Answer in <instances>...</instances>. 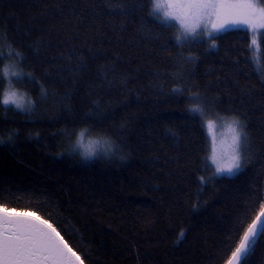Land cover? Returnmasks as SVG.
Listing matches in <instances>:
<instances>
[{"label": "trees", "instance_id": "trees-1", "mask_svg": "<svg viewBox=\"0 0 264 264\" xmlns=\"http://www.w3.org/2000/svg\"><path fill=\"white\" fill-rule=\"evenodd\" d=\"M152 12L150 0H0V101L9 84L32 100L0 103V208L48 219L84 264H226L264 208V37L258 58L243 29L178 42ZM231 117L247 141L228 177L205 124ZM84 129L118 149L82 158ZM241 264H264V235Z\"/></svg>", "mask_w": 264, "mask_h": 264}, {"label": "snow or ice", "instance_id": "snow-or-ice-1", "mask_svg": "<svg viewBox=\"0 0 264 264\" xmlns=\"http://www.w3.org/2000/svg\"><path fill=\"white\" fill-rule=\"evenodd\" d=\"M150 2L153 4L152 14L164 9L165 21L174 19L179 22L182 31L181 35L176 37L178 42L198 35L212 36L213 33L225 30L228 26L247 25L253 32L258 28H264V0H166L165 3L150 0ZM157 19L160 17L157 16ZM201 28L203 31H198ZM256 44L257 41L253 38L252 45ZM2 55L3 51L0 49V57ZM14 55L23 60V53L18 49ZM11 74L23 75L20 72ZM28 75L31 76L30 73ZM191 99L197 102L192 104L189 111L203 115L204 110L198 102L199 94H192ZM0 103L12 104L23 110L25 107H31L32 100L16 91H9L4 94ZM212 126L210 121L209 129ZM228 127L232 134L228 154L220 156L213 147L209 157L216 166L215 174L232 175L241 169L244 162L242 152L247 141L244 126L237 117H231L228 118ZM86 132L87 129H84L78 134L76 141L78 146H84L83 138ZM0 143H3V140H0ZM91 143L104 146L105 155L119 147L106 137ZM83 154L90 157L96 155L97 150L88 146ZM260 235H264V210H261L245 228L227 264H241L254 249ZM0 264H84V261L48 219L41 218L35 212H16L0 208Z\"/></svg>", "mask_w": 264, "mask_h": 264}, {"label": "rangeland", "instance_id": "rangeland-1", "mask_svg": "<svg viewBox=\"0 0 264 264\" xmlns=\"http://www.w3.org/2000/svg\"><path fill=\"white\" fill-rule=\"evenodd\" d=\"M161 3H165L166 0H160ZM163 11L164 9H161L159 12L155 13L156 16H159L160 19L164 20L163 19ZM165 21V20H164ZM166 22H171L173 24H175L178 28V31H179V35H181V27H180V24L178 21L174 20V19H169L167 20ZM230 29H243L245 30L246 32H248L250 38H251V44H252V40L253 38L256 39L257 41V44L256 45H252L251 46V51H252V54L255 58H258V53H259V42L260 40L264 37V35H262V33H264V28H258L255 32H253V30L251 28H249L247 25H235V26H228L225 30H222L220 32H217V33H213V35H216L218 33H221L223 31H226V30H230ZM198 31H203V29H198ZM197 37H210L206 34L204 35H198V36H193L191 38H197ZM13 71H11L12 73ZM10 72L8 73V78L9 80H11V78H13V75L11 74ZM9 91H15L13 89V87L11 86V84L8 85V88L5 90L4 94L6 92H9ZM18 93V92H17ZM4 94H3V97H4ZM20 94V93H18ZM2 97V99H3ZM9 106H12L14 108L15 105H12V104H9ZM28 107H25V109H27ZM18 109V108H16ZM23 109V110H25ZM18 110H21V109H18ZM21 110V111H23ZM212 128L209 129L208 127V123L205 124V127H206V131H207V135H208V138H209V144H210V152H209V157L211 156L212 154V150H213V147L216 148L217 150V153L218 155L220 156H226L229 152V146L231 144V137H232V134L229 130V127H228V122H218V123H212ZM79 134V133H78ZM78 134L75 136V140H74V143H73V149L84 159L86 160H92L93 158H95L103 149L104 146L102 145H96V144H93L91 142L93 141H96L97 139L96 138H92L88 135H84V138H83V147L81 146H78L76 141H77V136ZM88 146H91L93 148H96L97 150V154L96 155H93V156H90V157H86L83 153L85 151V148L88 147ZM209 162L211 164V166L213 167L214 171H215V164L212 163L211 159L209 158ZM242 170V166H241V169L237 172H235L234 174L232 175H228V174H217V175H223V176H228V177H233L235 175H237L240 171Z\"/></svg>", "mask_w": 264, "mask_h": 264}, {"label": "water", "instance_id": "water-1", "mask_svg": "<svg viewBox=\"0 0 264 264\" xmlns=\"http://www.w3.org/2000/svg\"><path fill=\"white\" fill-rule=\"evenodd\" d=\"M263 210H264V208H263ZM260 237V236H259ZM227 264V263H226Z\"/></svg>", "mask_w": 264, "mask_h": 264}]
</instances>
